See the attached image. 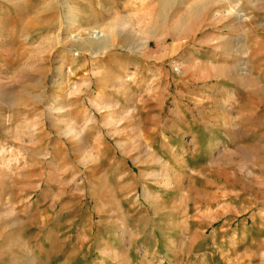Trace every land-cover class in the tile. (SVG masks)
Segmentation results:
<instances>
[{"label": "rangeland", "instance_id": "374dc122", "mask_svg": "<svg viewBox=\"0 0 264 264\" xmlns=\"http://www.w3.org/2000/svg\"><path fill=\"white\" fill-rule=\"evenodd\" d=\"M0 264H264V0H0Z\"/></svg>", "mask_w": 264, "mask_h": 264}]
</instances>
